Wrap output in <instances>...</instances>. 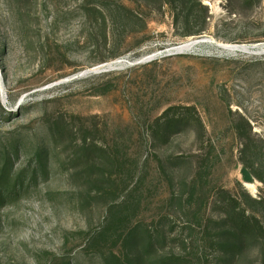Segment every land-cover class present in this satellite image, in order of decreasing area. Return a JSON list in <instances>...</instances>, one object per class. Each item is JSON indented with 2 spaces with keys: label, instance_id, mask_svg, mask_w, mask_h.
Wrapping results in <instances>:
<instances>
[{
  "label": "rangeland",
  "instance_id": "rangeland-1",
  "mask_svg": "<svg viewBox=\"0 0 264 264\" xmlns=\"http://www.w3.org/2000/svg\"><path fill=\"white\" fill-rule=\"evenodd\" d=\"M263 46L264 0H0V264H264L217 245L225 192L264 225Z\"/></svg>",
  "mask_w": 264,
  "mask_h": 264
},
{
  "label": "trees",
  "instance_id": "trees-1",
  "mask_svg": "<svg viewBox=\"0 0 264 264\" xmlns=\"http://www.w3.org/2000/svg\"><path fill=\"white\" fill-rule=\"evenodd\" d=\"M205 28L199 29L197 33L200 34V31H204ZM191 35V34H190ZM175 110V108L168 109L161 118L167 116L170 111ZM188 115L191 116V113L197 115L196 123L200 128V131L203 134H206V128L198 115V112L195 107H186ZM222 208L224 210V219L223 221L229 223L230 229H222L220 231V238L217 242L219 248L222 251H238L242 247L243 239L253 240L257 243H262L264 238V225L262 220L255 215L254 213L249 212L247 209L243 208L237 199L232 198L228 195L227 192L222 195ZM219 223V222H217ZM169 259L168 261H170Z\"/></svg>",
  "mask_w": 264,
  "mask_h": 264
},
{
  "label": "bare ground",
  "instance_id": "bare-ground-1",
  "mask_svg": "<svg viewBox=\"0 0 264 264\" xmlns=\"http://www.w3.org/2000/svg\"><path fill=\"white\" fill-rule=\"evenodd\" d=\"M192 44H189V45H187V46H185V47H190ZM261 52L262 53H264V46L261 48Z\"/></svg>",
  "mask_w": 264,
  "mask_h": 264
}]
</instances>
